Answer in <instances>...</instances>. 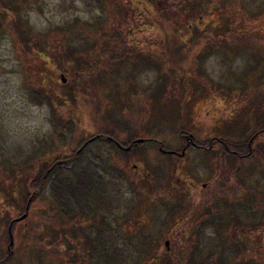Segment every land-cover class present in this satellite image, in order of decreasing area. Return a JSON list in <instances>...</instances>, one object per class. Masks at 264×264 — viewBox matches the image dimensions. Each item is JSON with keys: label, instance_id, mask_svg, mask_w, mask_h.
<instances>
[{"label": "rangeland", "instance_id": "obj_1", "mask_svg": "<svg viewBox=\"0 0 264 264\" xmlns=\"http://www.w3.org/2000/svg\"><path fill=\"white\" fill-rule=\"evenodd\" d=\"M153 1L160 2V6L155 5L163 8L167 0ZM15 2L18 15L0 10V252L5 251L9 235L15 243L9 259L0 253V260H10L4 264H60L57 243L63 219L51 182L39 185V176L46 162L72 156L70 153L89 134L104 133L111 128L117 132L118 140L130 135L175 147L181 143V134L183 138L193 135L196 140L214 135L242 137L245 130L255 128L264 118V0H215L221 9L215 15L218 18L214 17L218 26L214 23L215 27H203L199 19L204 29L195 37H188L184 46L171 47L179 66L168 58L165 49L163 54L159 51L163 34L149 18L150 14L155 16L153 7L147 13L143 2L148 0H103V6L95 0ZM9 16L19 19V27L10 25V18L5 21ZM185 19L186 16L179 17L182 22ZM207 34L211 37L207 38ZM22 36L32 44L37 42L43 49V57L34 46L26 47ZM179 40L182 41L180 37ZM218 41H224L222 48L212 49ZM145 57L157 60L160 69L152 68ZM85 62L97 64L103 74L98 85L94 78L85 77L82 67ZM76 66L81 70L74 71ZM80 72L82 78L78 77ZM162 72L170 81L164 94L159 78ZM75 81L84 84L76 103L66 96V89H73ZM183 86L188 88V94ZM40 92L46 93L48 100ZM83 97L94 98L96 103L82 101ZM135 104L138 107H133ZM101 140L106 138L101 136L98 141ZM107 147L102 142L88 144L83 152L74 153L79 166L70 168L66 163L65 173L82 171V187L84 191L87 189L82 203L89 210L92 203L98 205L105 200V189L111 194V219L116 232L132 242L127 249L133 253L123 264H135V259H139L140 254L135 252L148 240L141 231L146 234L149 230L163 247L165 235L173 226L180 245L175 253L158 259L156 264H187L194 258H206L203 264L240 261L264 264V159L254 157L251 162L230 164L227 159L231 157L220 158L224 190L219 216L223 222L217 234L211 226L203 225L206 219L217 217L216 206L209 205L204 213L189 218L181 210V199L169 198L157 204L155 193L142 190L133 178L136 172L133 164L141 172L144 166L162 169L147 181L152 190L174 187L173 192H177L185 188L182 182L170 185L169 164L148 144L138 146L141 157L134 160L122 162L116 158L117 154L107 160L114 167L120 163L129 179H114L108 184L87 175L96 170L87 154H104ZM209 155L206 163L215 157L212 151ZM194 157L191 155L190 159ZM220 160H213L217 161L218 172ZM72 169L75 170L69 172ZM176 174L179 172L171 178ZM251 186L256 191L249 190ZM61 197L66 209L77 205V196L68 197L63 192ZM225 211L231 217L235 214L240 217L237 230L243 243L238 246L229 243L227 235L232 228L229 229ZM243 211L247 213L241 214ZM23 214L25 218L11 225L8 233L7 220ZM80 218L73 221L86 220ZM135 221L146 225H133ZM131 228L135 232H129ZM219 240L225 244L217 246ZM210 249L213 251L208 255ZM79 256V264H92L82 251ZM150 257L145 260L141 257L137 264H145L147 260L154 264Z\"/></svg>", "mask_w": 264, "mask_h": 264}, {"label": "flooded vegetation", "instance_id": "obj_2", "mask_svg": "<svg viewBox=\"0 0 264 264\" xmlns=\"http://www.w3.org/2000/svg\"><path fill=\"white\" fill-rule=\"evenodd\" d=\"M213 1L215 2V0ZM208 3L209 0H207L206 4ZM156 4L160 6V2ZM217 7L219 12L221 10L219 8V2L217 3ZM208 37L211 36L207 34V38ZM218 42L219 44L215 48L214 46H211V48L215 50L222 48L224 41ZM106 138H108V140L105 141H81L79 142L78 148L70 153L71 155L73 154L72 156L62 157L58 161L64 166L65 163H68L67 161L70 159H73L75 163L76 156L74 155L76 153L83 152L88 144L102 142L108 146L107 151L104 154H90V156L87 154V157L90 159V162L94 164L96 169L94 173H87V175H91V177L94 179L104 180L105 183L108 182V184H110L109 181L114 179L126 180L129 178H127V172L120 168V163L114 167L112 162L111 164L107 162V160H110L109 157H111L112 160L113 155L117 154L118 157L116 158H120L122 162L127 159H129L127 161H131L134 160L136 156L141 157L138 154V146L148 144L150 149H155L159 155L164 156L166 162L169 164L171 169L169 170L170 172L168 173L167 179L168 181H171L170 185L175 186L178 182H182L185 188L181 189V191L177 190V192H173L174 187L173 190H152L151 185L148 184L147 181H151L152 177L154 175L157 176L158 173H161L160 171L162 169L157 167L152 170L151 168L144 166L142 168L144 172H141L137 169L138 166L133 164V168H136L133 178L138 180L142 190L144 188V191L146 193H150L151 195L155 193V197H157L158 201L157 204H162L169 198L176 201L181 199V210L187 213V217L189 218L196 217V214L199 212L201 214L204 213L209 205L212 208L216 206L217 218L220 224L221 221L223 222V220L219 216V208L223 205L224 190L221 184L223 171L220 170L222 168V159L220 160V158L225 159V152H227V157H231L227 159L230 164L244 161L251 162L254 160V157H232L231 152L233 153L234 150L226 149L224 147L223 143L219 139L221 136H218L215 142H212L205 139L196 140L193 135L187 134L185 136V141L181 143L179 147L164 146L162 142L157 141L156 139L150 140V138L142 137H132L130 140H115L110 136H106ZM138 139H142V141L138 142ZM250 141L251 138H249L248 143H250ZM211 151L213 152V156L215 155V157L211 156V158L213 157V160H220L218 161L219 172L217 171L218 168L215 166L217 161L214 162L211 160L210 163H206V161L209 160L208 158H210L209 152ZM102 155H105V158H102ZM191 155H195V157L190 159ZM69 167L71 168L72 165L70 164ZM174 171L177 173L179 172V175H174L173 179L175 180V183L171 178L172 174L175 173ZM213 177H215L214 181L205 182V180H211ZM179 185L181 186L182 184L180 183ZM105 191V200L103 202H99L98 205L92 203V210H89L87 204L82 206L83 209H81V206H78V204L75 206H70L66 209L64 207V200H61V205L59 208L63 219V226L61 227L60 237L57 243L59 245L57 248V257L60 264H79L80 251L85 254L86 258L90 260L92 264H111V261L113 260H115L117 264H123V262L126 260L125 253L112 252L113 238H117L118 246L121 249L124 248L122 246H125L124 244L126 243V239L119 237V233L116 232L117 228L114 227L113 221L111 219V194L108 192V190L105 189ZM95 199L96 197L92 200V202L96 201ZM28 205L29 202L27 203V206ZM241 206L247 207L245 204H242ZM248 209L251 210L250 207ZM80 216H83L86 220H81V222L73 221V219L80 220ZM17 222H20V220ZM135 222L136 223L133 225H146L145 222ZM205 224L212 227L213 222H210V219H206L203 225ZM11 225L12 223H10L7 227L8 233H11ZM173 228L174 226L166 233V238L163 240V247L160 239L158 238V241H156L155 238L152 237L149 230H146V234H144V231L140 232L142 236L145 235V238H148L144 244L146 247L143 245L139 252L140 256L143 257V260H145V258L149 255L151 256L149 259L153 260L154 264H156L158 259H162V257L171 255V252L175 253L177 246L180 245V242L177 239L176 231H174ZM131 230L132 228L129 230V232ZM131 232L133 233L135 231L132 230ZM14 244L13 236L10 237L9 235L8 243H6L5 246V251H1V255H5V257L9 259L10 256L13 255L14 250H12V247ZM180 250H182V247ZM6 258L0 260V264L10 261ZM145 264H150V262L147 260Z\"/></svg>", "mask_w": 264, "mask_h": 264}, {"label": "trees", "instance_id": "obj_3", "mask_svg": "<svg viewBox=\"0 0 264 264\" xmlns=\"http://www.w3.org/2000/svg\"><path fill=\"white\" fill-rule=\"evenodd\" d=\"M14 1L16 0H0V10L3 11H12L13 13H15V16L18 15V10L19 7L17 5V2L14 3ZM99 5L103 6L104 2L103 0H95ZM145 5H147V13H150V9L151 7L154 8V16L153 17L151 14L149 15L150 20L152 21V23L154 24H158V27L160 28V30L162 31L161 34H163V38L160 39V43L158 45V47L160 48L159 51L164 52L165 49L166 53L168 54V58H172L173 63H176L179 66V63L175 61L173 54L174 51L171 49L172 46H177L178 45H185L184 42H186L188 39V37H195V34H199L200 30H203L206 25H208L210 28L212 26H215L217 24V22H215V17L217 11H218V7L215 5L216 3L213 0H209V3L206 4L204 2H200L199 0H167L164 3V7L163 8H159L157 7L155 4V1L152 2V0H148L147 3L143 2ZM215 7V8H214ZM161 16V17H160ZM182 16H186L187 19H185L186 21H180L179 17ZM215 17V18H214ZM9 17L5 18V21H7ZM156 18H162L161 20H157ZM156 19V20H155ZM199 19L202 20V26H200L198 21ZM10 25L15 26L16 28L19 27L20 25V21L19 19H15V18H10L8 20ZM214 26V27H215ZM143 28L147 30V27L145 25H143ZM0 31H2V24L0 23ZM179 35V36H178ZM180 37V39H182V41L179 40L178 42V38ZM22 40H23V44L28 47H35L39 50V54L44 55L43 53V49L41 48V46H39V44L37 42H34L33 44L30 42L29 38H24V36H22ZM106 43V42H105ZM104 45L107 46V43ZM32 44V45H31ZM158 44V43H157ZM146 63H148L152 68H156L157 70L160 69L161 65L160 63L157 64L155 63L157 60H152V59H148L146 58ZM85 70V77L89 78H94L95 79V83L96 85L99 84V82L101 81V79L103 78V74L100 72L99 67L97 66V64H90L88 62H85V65L82 66ZM81 69L78 68L77 66L74 67V71H80ZM82 72H80V74L78 75L79 78H82ZM159 78L161 79V83L163 84L162 87V93H166L165 87H167L169 81L168 76L166 75L165 72H162L159 75ZM94 83V82H93ZM74 87L72 89H66V96L71 99L74 100V102H77V98H80L82 96L81 91H83L82 87H83V82H79V81H75L74 82ZM184 88V86H183ZM184 92H186V94L189 93L188 88L185 89L184 88ZM38 91V90H37ZM39 92V91H38ZM161 93V94H162ZM40 94L44 97L45 100H48V95L46 93H41ZM82 101H87L88 103L94 105V103H96V101L94 100V98L91 99H87L85 97L81 98ZM138 107V104H135L133 107ZM62 124V123H61ZM111 124V123H110ZM104 133H93V134H89V136L87 137L86 140L84 141H91V140H99L100 137H105L110 136L115 140H118V134L115 130L109 128V129H105L103 131ZM181 143H183L185 141V138H183L184 134H181ZM215 136V137H214ZM213 137L210 136L205 138V140H210L212 142H215V140L218 138L217 135H214ZM135 137V136H132ZM130 135L126 136L123 139L120 140H130L132 138ZM249 138H251L250 143H248ZM221 140V142L223 143L224 147L226 149H232L234 150V152H231V156L233 157H258L259 159H264V118L261 121H258L256 123V127L255 128H251V129H247L243 132L242 137L241 136H237V137H230V136H221V138H219ZM106 140H108V138H106ZM83 141V140H82ZM180 143V144H181ZM180 144L178 145V147L180 146ZM228 154L227 152H225V157H227ZM68 163L70 162V164L72 165V167H76L77 165L79 166L78 162L74 163L73 159H70L67 161ZM66 165V163H65ZM77 166V167H78ZM76 169V168H75ZM75 169L69 170V172L74 171ZM66 168L64 165H61V163L57 160L54 161L52 163H48L46 162V164L43 165L42 169H41V175L39 176V185L45 184L47 181L51 182V190L52 193L54 194V198L55 201L57 202V205H61V200L63 199L61 197V194H63V192H65V194H67L68 197L70 196H76L78 197V200L76 201L78 206H82L85 205V203H82V197L84 196V193L87 192V189L82 187L84 182L82 181V176H81V170L80 171H75L74 173H70L67 174L65 173ZM74 176V179H71V177ZM37 185V184H36ZM249 190H253L256 191V189L254 187H250ZM68 191H71V193H68ZM227 191L225 190L224 193H226ZM236 195V194H235ZM34 195L31 196V199H34L33 197ZM30 199V200H31ZM28 200V201H30ZM227 204L224 203V205ZM247 206V205H246ZM246 210L248 209V206L245 208ZM210 212V210H209ZM226 212V211H225ZM228 219L230 220L229 223V229L232 228V230L230 231V234L227 235V237L229 236V243L231 245H239L240 243H243L242 237L241 235H239V232L237 230V228L240 226V217H238V214H235V217H231V214L226 212ZM247 212L243 211L241 212V214H246ZM251 215L250 213H248V216ZM252 214V218H253ZM227 219V221H228ZM259 220V218H258ZM18 220L16 218H12L7 220V226L12 223V225L14 223H16ZM249 221L251 222V218L249 217ZM210 222H213L212 225V229L215 231V233H219L220 232V227L222 224L219 223V220L217 217H213L212 219H210ZM220 226V227H219ZM7 228V227H6ZM132 244L131 241H126V243L124 244L125 246L123 249H121L118 246V242H117V238H113L112 241V252L113 253H118V252H123L125 253V257L127 259L128 255H132L133 251H129L127 249L128 245ZM225 244V242L223 243V241L219 240V244H216L217 246H223ZM216 246V247H217ZM214 247V248H216ZM212 248V249H214ZM212 249L208 250V255H210L212 253ZM138 252H135L136 255H139L140 250H137ZM114 258V257H113ZM141 259V256H139V259H135V264L139 263ZM206 259V258H205ZM203 259H199V260H195V258L193 260H190L187 262V264H203L204 260ZM209 262H213L210 261ZM117 264V262L115 260L111 261V264ZM4 264V262L2 263ZM234 264H256L254 262H250V261H240V262H236Z\"/></svg>", "mask_w": 264, "mask_h": 264}, {"label": "water", "instance_id": "obj_4", "mask_svg": "<svg viewBox=\"0 0 264 264\" xmlns=\"http://www.w3.org/2000/svg\"><path fill=\"white\" fill-rule=\"evenodd\" d=\"M60 78H61L62 81H64L63 75H61ZM137 141L140 142V141H142V139H138ZM26 208H27V206H26ZM25 216H26V214H23L22 216H20V217L18 218V220L24 219Z\"/></svg>", "mask_w": 264, "mask_h": 264}]
</instances>
